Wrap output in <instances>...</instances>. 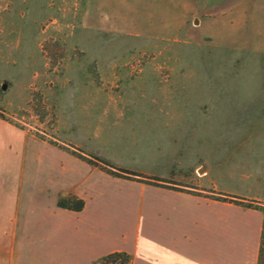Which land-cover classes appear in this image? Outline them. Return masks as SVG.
<instances>
[{"label":"rangeland","instance_id":"1","mask_svg":"<svg viewBox=\"0 0 264 264\" xmlns=\"http://www.w3.org/2000/svg\"><path fill=\"white\" fill-rule=\"evenodd\" d=\"M0 112L65 150L144 165L162 188L256 211L264 0H0ZM127 114L158 119L101 122ZM109 125L136 136L117 150L97 138Z\"/></svg>","mask_w":264,"mask_h":264},{"label":"crops","instance_id":"2","mask_svg":"<svg viewBox=\"0 0 264 264\" xmlns=\"http://www.w3.org/2000/svg\"><path fill=\"white\" fill-rule=\"evenodd\" d=\"M102 129L97 138L117 150L136 136L129 125ZM69 193L85 201L82 211L58 207ZM263 220L261 211L111 176L0 118V264H94L113 252L131 264H257Z\"/></svg>","mask_w":264,"mask_h":264},{"label":"trees","instance_id":"3","mask_svg":"<svg viewBox=\"0 0 264 264\" xmlns=\"http://www.w3.org/2000/svg\"><path fill=\"white\" fill-rule=\"evenodd\" d=\"M0 118L4 120H8L5 118L3 114H1V112H0ZM39 138L44 139L42 137H39ZM66 150L69 151L72 155L77 156L79 159L89 164L91 167L104 171L108 173L109 175L117 177V178L126 179V180H138V181H140L139 180L140 178H147L152 181L149 183H152V184L153 182L157 183L154 185L159 186V187H160V184L158 183L168 181V180L162 179L157 176H146V175H143L141 173H138L132 170L116 167L99 157L84 153L80 148L75 147V146H71V148H67ZM211 199L222 201V202L231 201L227 197H219V198H211ZM230 203H234V202H230ZM58 207L69 210V211L80 212L85 207V201L77 197L75 194L69 193L67 195L59 197ZM246 207L252 208L253 206L248 205ZM255 209L261 211L264 216V207H257ZM131 261H132V256L129 253L113 252V253H110L102 257L100 260H98L94 264H131ZM257 264H264V220H263L261 244H260Z\"/></svg>","mask_w":264,"mask_h":264},{"label":"water","instance_id":"4","mask_svg":"<svg viewBox=\"0 0 264 264\" xmlns=\"http://www.w3.org/2000/svg\"><path fill=\"white\" fill-rule=\"evenodd\" d=\"M4 89L6 88V86L3 87Z\"/></svg>","mask_w":264,"mask_h":264}]
</instances>
